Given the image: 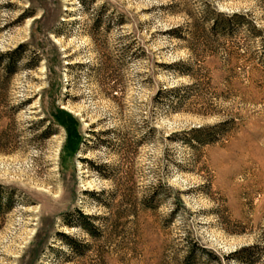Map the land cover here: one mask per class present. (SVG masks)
<instances>
[{
	"label": "rangeland",
	"instance_id": "374dc122",
	"mask_svg": "<svg viewBox=\"0 0 264 264\" xmlns=\"http://www.w3.org/2000/svg\"><path fill=\"white\" fill-rule=\"evenodd\" d=\"M8 53L0 264H264V0H0Z\"/></svg>",
	"mask_w": 264,
	"mask_h": 264
},
{
	"label": "trees",
	"instance_id": "16d2710c",
	"mask_svg": "<svg viewBox=\"0 0 264 264\" xmlns=\"http://www.w3.org/2000/svg\"><path fill=\"white\" fill-rule=\"evenodd\" d=\"M210 12H212L213 16H210L212 14L209 15ZM218 17L220 18L219 19L220 21L217 19ZM223 18H226V16L223 13H221V12H216V10L213 8V9H211L209 11H206V14H202V16L200 17V20L201 21H208V19H211V23L209 25V28L211 30H216V29H219L218 28V25H219L218 22H220L221 25H225L226 24L225 23L226 21H224ZM180 30H181V28L179 26H176V27H173V28L169 29L168 30V33L171 35V37H174V38H177V39L183 40V41H191V40L192 41H195V40L198 39V37H200L202 39L203 44H208L207 43L208 36H207V34H206V32L204 30H200L199 32H197L198 29L188 30V32H186L185 34H180ZM9 54H11V53L1 54L0 55V56H2L1 57V60H0V63L3 66V70L5 72H7V73H10L13 70V68H12L13 67L12 66L13 61L12 60H9V57H7V56H9ZM163 65H165L167 67L179 66V68L176 70V72L178 74L187 75V76H190L191 75V74H189V72H188V70L186 68V65L187 64L184 63V61H177V62H172L170 64H163ZM173 90H175V89L168 88L165 91H161L160 90V92H158V93H161V92H170V91H173ZM62 114H64V112ZM68 117H69V115H68ZM71 119H72V117H71ZM54 120L56 121V123H62V121H63V120L60 121V120H58L56 118ZM67 124L68 125L66 126V132H67L66 143L69 146L70 145L71 146H74V145H76L77 141L80 140V137H78V135L76 133L72 132L71 127H70V124L71 123L69 124L67 122ZM62 125H64V124H62ZM96 199H98V198H96ZM152 199H153V196L152 195L149 196L148 201L145 199L146 202L144 203V205H147V206H144V207H147V208L153 207V205L150 204L151 201H152ZM80 217L86 218L85 215H83V214H80ZM81 226L86 231H88V232L90 231V226H91L90 224H88V225L87 224L86 225L85 224H81ZM59 234H60V236L64 237V239H67V235H65L63 233H59Z\"/></svg>",
	"mask_w": 264,
	"mask_h": 264
}]
</instances>
